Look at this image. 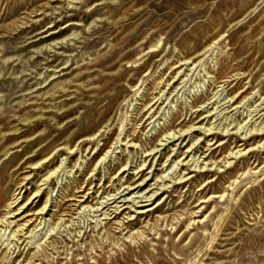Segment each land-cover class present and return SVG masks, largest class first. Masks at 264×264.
Here are the masks:
<instances>
[{"label":"rangeland","instance_id":"1","mask_svg":"<svg viewBox=\"0 0 264 264\" xmlns=\"http://www.w3.org/2000/svg\"><path fill=\"white\" fill-rule=\"evenodd\" d=\"M0 264H264V0H0Z\"/></svg>","mask_w":264,"mask_h":264},{"label":"bare ground","instance_id":"2","mask_svg":"<svg viewBox=\"0 0 264 264\" xmlns=\"http://www.w3.org/2000/svg\"><path fill=\"white\" fill-rule=\"evenodd\" d=\"M234 155V154H233ZM110 199V198H109Z\"/></svg>","mask_w":264,"mask_h":264}]
</instances>
